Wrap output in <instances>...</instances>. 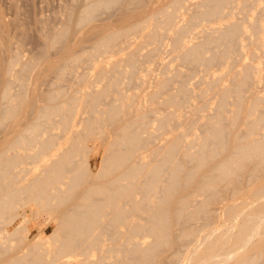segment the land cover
<instances>
[{"label":"bare ground","instance_id":"obj_1","mask_svg":"<svg viewBox=\"0 0 264 264\" xmlns=\"http://www.w3.org/2000/svg\"><path fill=\"white\" fill-rule=\"evenodd\" d=\"M171 1V6L174 4L172 7H175L174 11L178 8L180 9L182 4H185L184 0H170V2ZM212 1L213 2L211 4L208 3L211 1L207 0L204 9H199V12H196L197 15L196 13L193 14V23L202 17L208 18L210 20L211 18L221 17L224 14V5L232 2V0ZM117 2H120V0L94 1V3L87 5L82 13L77 15L78 17L76 16V23L80 22L81 24L82 22H86V20L90 19L91 16L95 14L94 12L100 6L105 5L108 7L109 5L112 6V4L114 5ZM135 5L137 4L135 3ZM184 6L188 5L186 4ZM163 8H158L161 12L157 10L158 14L162 13L165 15L164 19H161L162 21L157 20L159 16H155L157 14L155 11L153 15L151 14V20H146L147 23L149 22L150 25L152 24L151 27H153H148L149 29L151 28L149 31H147L146 28L147 23H144L143 25L141 23L139 25L136 24V22L133 23L132 19L131 22L134 25H131V27L127 28L134 30L139 28L140 31L146 28V35L148 38L150 37L152 40H159L158 37L160 27L174 28L175 26L176 11L165 13V11H163L165 9ZM130 15H132V13H130ZM257 20L258 19L256 18V22L255 24L253 23L252 26L255 27L254 30L256 32L260 33L262 31V23L259 24V20ZM186 26H188V23ZM192 27H194V25L191 26V30ZM243 28L244 27L238 23H230L227 26L226 31L222 33L221 37L219 36L220 39L214 37L219 39L224 44V47L226 44V48L222 47V49H224L223 52L221 50L222 53H219V49L217 50L218 54H221V60L219 61L225 63L228 60L227 57L231 55L229 53L235 52V50L231 52L229 49V44H231L229 42H235L234 39L240 37V35L243 34ZM131 29L130 31L134 32ZM187 29L188 27H178L177 30L175 29L177 33L175 31L176 36L174 37V40L177 42V44L185 47V50L183 49L184 52L181 55L183 60L197 62L200 64L204 58L203 53L206 51L205 49L211 44L213 38L210 35V37H208L207 40L202 43L186 45L182 35ZM124 31H120L121 34L120 32L116 33L118 31L109 34L106 32L105 35H101L102 37L99 38V40L97 39L98 41L96 40L97 46L101 48L107 47L105 49H108L109 46L113 45L111 44L112 42H115L116 40L118 41L117 38L119 34L122 35ZM126 32L128 31L126 30ZM259 33H257L258 37L256 39V47L257 49L263 48L264 50V39L261 37V35H259ZM55 38L57 39V37ZM55 38L53 39L54 42L56 41ZM53 41H51L52 44ZM92 48L94 49V47ZM134 52L131 53L132 55H130L129 58L132 65H134L136 62L133 57L135 56ZM214 53L213 55L217 54ZM211 56L212 55L208 56V58H215L217 55L213 57ZM218 57L219 55L217 56V59ZM133 59L135 61H133ZM222 59H226V61H223ZM214 62H216V60H214ZM252 65L253 64H251V66ZM136 67L137 66L134 65V68ZM252 67L250 68L249 65L247 68L243 67L244 72L246 74L247 72L250 74L249 69H251V72L254 73V71H252ZM20 73L22 72L20 71ZM250 75L251 78H254L252 74ZM237 76L238 75L236 74V77ZM239 77L237 78L242 79V81H234L236 84L233 82V87L229 86V88L228 86H222L223 88L218 105V116L207 120L205 123L203 122L204 119L202 120L205 125L202 123L201 124L204 125V128L206 127V129H204L202 126V129L205 130L204 135H202V133L201 136L198 134V136H196L193 140H183L184 133H174L171 136L166 137L164 144H159V146L153 145L155 148L151 149V152L155 157H153L152 153H149L153 158L151 162V157L147 162L144 161L145 156L143 154V147L147 145V140H150V138L153 136L151 137L152 134H150V137L142 136L140 129L144 127V132L147 130L148 125H146L145 128V124L149 123L148 121L154 114L156 110V104L153 106H151V104L150 107H144L143 105H140L138 101H136V103L138 102L137 104L140 106L134 104L138 106V108H136V106L133 105V107L136 109L135 112L130 113V111H127L131 115L135 113L136 117L121 123L119 120L122 119L124 113L123 108L119 106V102L121 103L120 105H124L121 101L115 103L117 106L114 105V107L113 104H110L112 102H110L108 105H112L111 109H108L109 106L107 108L105 107L107 112L103 111L102 107L100 110L97 109L100 107L99 104H101L99 103V99L105 96L106 92V95H108L114 85L116 87L115 90H119V87L117 86H120V84H118L120 82L117 81V78L116 81L111 80L112 84L110 83V85L114 84L111 86V89L105 86L108 88L109 92L107 89H104V87L101 90L93 89L95 91L93 92V97H91L92 99L86 96H91L92 90L90 94H85L86 97L83 96L82 93L84 92H82V89V93L78 95V92L80 91L78 89L79 91L77 90L71 95L68 93L69 96H65L62 99L61 96L63 94L60 90H53L50 92L48 94L49 96L47 103L43 105L39 104L40 107H38L39 109L37 108L38 111H36L39 112L37 113V118L32 119L31 123L28 122L29 124L26 123L27 125L23 127L20 132H16L14 136L11 137V140L8 143L9 147L6 146L8 149H6L5 146H1L4 148V152L2 151V153H0V232L2 233L0 235V264H71V262H76L78 264H150L156 259L157 256H159L161 247H167L168 249H171L170 252L172 255L170 256V254H167L165 256H161L159 260L160 264H174L182 262V259L184 260L183 249L185 248L184 250H189L192 243L193 246L191 245L192 247L190 248L189 255L187 256V259L185 258L186 260H184L182 264H264V181L260 179V174L264 169V126H262L264 124V114L261 113V115H256L252 120H245L247 122L244 121L245 125H242V128L247 125L245 127L247 130L245 131L244 129V132L242 130V135L237 129L235 130L236 120L239 119V117L237 118V114L240 115V113L234 114L236 117L234 116L235 118L231 122L232 129L229 128L230 126L225 125L228 127L226 128L223 125V120H225L224 105L228 94H230L229 92L232 91V93H235L238 99L237 106L240 107L242 97H244L242 95L243 85H245V87L248 86L247 82L249 80L246 82V84L244 83L246 80L244 78L248 77V74L244 78H242V75ZM8 79L6 80L8 81ZM233 79L235 80V78ZM168 80H166V83ZM219 83L220 82L216 84V87L219 85ZM165 84L163 86H165ZM20 87L22 86L20 85ZM162 89L163 88L161 87L154 89V91H152L149 95L150 98L157 102L156 99H158ZM180 89L181 91L179 90V92H182V95H188L186 92L189 89L187 91L185 90L186 88L183 87ZM87 92L85 91V93ZM119 92L122 93L120 90ZM244 92L243 94H245ZM1 93V101L4 102L6 106L0 107V122L5 120L8 121L7 119H10V121L16 119L18 111L21 109V105H19L18 102H13V99L11 100V94L8 92V89L7 91ZM65 93L67 94V92ZM172 96H168L170 100L169 98L163 99L164 101L169 100L172 105L176 106L183 102L172 99L174 98ZM185 98L187 97L185 96ZM122 99L120 96V100ZM259 100H262L261 97L256 96L253 100L251 99L250 104H247L248 106L244 104L247 108L245 112V114L247 113V116H251L256 113ZM122 101L123 103L126 102L125 99ZM185 101L187 100L185 99ZM169 102L166 104L170 105ZM96 103L98 106H96ZM133 103H135V101L132 102V104ZM204 103L206 104V102ZM33 105L35 106V104ZM126 105L127 104L125 103V106ZM202 108L205 109L203 106ZM83 109L91 110L93 113L96 111V116H92L94 115L92 114L90 115L91 117H86L83 119L84 121L82 120L83 125L85 123V125L82 127L86 129V132H83L82 135H79L77 130H75L77 132H73L72 129L70 130V128L73 126L74 118H77V116L79 117ZM126 109L131 111L133 110L130 108L128 109V107ZM98 110L100 112L102 110L103 112L100 113ZM19 112L21 113V111ZM98 112L101 115L98 114L97 116ZM104 112L108 113V116H106L107 114L103 115ZM174 113V110H171L169 112H165L164 114L158 115L156 118L159 121V127L164 130L169 128L168 125L166 126V124L168 119L173 117L172 115ZM102 115L106 117L105 119L107 120L105 121H119L120 125L116 126V129H118V131L116 130V133L113 131L115 129H112V133L114 134H112L110 131V134L112 135L106 139L107 147L106 152L104 153V159L101 161L102 163L100 162L101 166L96 167L92 162L94 149L87 147V140L90 136H93L94 139H101L102 135L104 136V130L106 128L103 130V133L97 132V130L95 131V128L98 129L103 126L101 125L98 127L101 121L104 122ZM131 115H129V117ZM56 116H60V120H58L62 126H64L66 131L70 130L74 134L77 133L76 136L72 135L73 138H71L72 136L70 134L69 135L71 137H68V133H66L67 137L70 138L67 142L71 145L69 144L70 146L68 145L69 147L68 149L65 148L66 150L64 147V150L61 149L62 147L58 148L62 151H59L56 148L57 145L59 146V144L56 143L58 140H55L57 139V136L55 135L57 133L54 132L55 134H53V130H49V128H51V126L53 127V125L49 124L50 126L48 127L50 135L47 134V138L42 136V133H44L42 132L44 131V126L47 131V123H53V120ZM99 116H102V118ZM226 121L228 122L227 119ZM24 122L23 124H25ZM105 123L104 125L107 126ZM186 123L189 122L187 121ZM12 125L13 124H11V127ZM54 125L57 126L58 124ZM74 127L75 126H73V128ZM139 127L142 128L139 129ZM187 127L189 129L194 126L188 125ZM188 129L187 131H189ZM14 130L16 131V128L12 131ZM146 135L149 136V134ZM105 136L107 137V135ZM150 144L151 143H149V146ZM145 147L147 148V146ZM8 151H11L10 154L6 153ZM179 152L182 154V157L179 156L180 158L178 157ZM180 159L181 161L186 159L187 162L189 161L192 163V166L190 163H187L191 166V168L189 166L190 169L188 168V171L186 167V169H184ZM208 162H211L213 166L211 169L208 168L209 172L207 173L208 169H205V172L202 169H204L203 166ZM197 175L199 176L198 178ZM139 177L142 178L140 179ZM164 178H167L166 180L168 181L167 184L162 187L164 183L162 184L161 182H164ZM244 178H248L254 180V182H257L256 187L250 190V197L252 196L250 199L256 197V202L250 203L254 201V198L250 202L247 200H242L240 202L226 204V219L232 221V225L230 222V226L225 224V227L222 229L212 226L214 212L212 209L208 208V204L210 205V203L217 202L222 197V191H220V186L222 183L220 182H226L228 184H225L226 187L233 186L236 188L235 191H233L237 192L240 190V185L243 184L245 180ZM192 185L196 188L194 187V190L189 189L188 191L191 190L197 192L199 190L200 192L202 191V194L206 196L205 197L203 195L206 198L204 199L206 200L205 202L201 200L206 204L203 205L202 203L200 206H195V209H190L189 207L193 204L191 203L193 200L191 198L193 197L191 191V194L182 193V195L174 197V192L176 193L178 189H181L182 187V189L187 187L189 188ZM161 187L163 193L161 192L162 194H158L161 191ZM222 189L225 190V188H221V190ZM226 189L228 190L229 188ZM138 191L140 194L142 193L141 197H137ZM141 204H144L146 209L144 206L141 207ZM22 205L24 207L31 206L32 212L34 210L36 211V208L32 207V205H39L41 209H37L36 212L47 210L49 211L48 215H54V220L59 222H55L57 224L55 232L57 233L58 237L57 240L54 239L58 244H56L54 241L53 244L55 243L56 245L52 247L51 244H49L51 247H46L44 243L43 246L39 244L42 241L44 242L42 239L41 242L37 240L39 243L33 241L32 244H27L28 248L26 247V249L27 251L30 249L29 252H26L22 247L25 253L21 254L20 252L19 255H16L15 252L19 250H17V247L13 246L9 242L14 241L13 239L18 240V238L20 239L21 237V239L26 238L27 234H25V231H28L27 229L29 227L27 224L24 226L22 225L23 223H19L17 226H15L13 231H10L8 226L14 224L18 217H23L26 215L25 211H23L24 213L22 214L18 211L19 206L21 208ZM206 205L207 207H202ZM141 211L146 212V214L144 213L146 217L143 215L139 216ZM136 213H139V215ZM134 215H137L138 218H135ZM144 219H148V222L146 220V222H142ZM199 219H202V221L200 222ZM192 222H196V225L191 226L190 223ZM230 227L232 229H230ZM21 230L25 232V236L24 234L20 236ZM146 235H152L153 241L146 242L144 240ZM142 239L143 241H141ZM202 246L203 250H205L204 252H202ZM12 250H17L14 252L15 256L13 255V257H11L12 254L10 255L9 253ZM6 254H8L7 257L10 255L11 258H5L4 256H6ZM184 254H186V252ZM65 257L67 258L64 259ZM111 258L112 262L108 261V259Z\"/></svg>","mask_w":264,"mask_h":264},{"label":"rangeland","instance_id":"obj_2","mask_svg":"<svg viewBox=\"0 0 264 264\" xmlns=\"http://www.w3.org/2000/svg\"><path fill=\"white\" fill-rule=\"evenodd\" d=\"M94 1L97 2L99 0H0V83H1L0 93L7 91L8 89V92L11 94L10 95L11 100L13 99L12 100L13 102L15 103L18 102V104L21 105L20 106L21 109H19L21 113L18 111L16 119L11 120V121L10 119H7L8 121L5 120L3 122H0L1 123L0 124L1 125L0 126L1 127L0 128V150H1L0 153H2V151L4 152V148H2L3 146H5V148L8 149L6 146L9 147L8 143L10 142L11 137L14 136L16 132H20L23 129V127H25L27 124L32 122V119L37 118L36 116H37V113L39 112H36V111H38L39 109L38 107H40V105L47 103L48 96H49L48 94L52 92L53 90H57V91L60 90L62 92L63 95L61 96V99L64 98L65 96H69V94L70 95L73 94L78 89L80 90V91L78 90L80 92V93L78 92V95L84 92L82 93L83 96H85V94H88V93L90 94L92 90L91 96L86 95L91 98L93 97L92 95L95 90H101L103 87L104 89H107V90L108 88L111 89V86L114 85V84L110 85V83L112 84L111 80L116 81V78H117V81L120 82L118 84H120L121 86L120 87L118 85L117 87H119V90L122 93H120L119 90L118 91L115 90L116 87L114 85L110 92L108 90L109 92L108 95H106L107 94L106 92L105 96L100 98L103 100L99 99L100 101L99 103L101 104H99L100 107L98 108L96 107L97 109L100 110V108L102 107L103 109L102 108L101 109L107 112L106 108L109 106L108 104L110 102H112L110 104H113V107H114V105L117 106V104L115 103H118L119 101H121L122 104H124L123 105L124 107L120 105L121 104L120 102H119V106L123 108L124 113L122 117L123 121L122 119H120L119 121L122 123V122H126V120L128 121L129 119L136 117L135 113L131 115L127 112V111H130V113L135 112L136 109L133 107L134 104L138 105L137 103L139 102V104L143 105L144 107H150L151 104H152L151 106L156 104L155 105L156 110L154 112L155 115L153 114L154 116L152 115V117L148 121L149 123L145 124V128H146V125H148L147 130H145V132L147 131L148 133L144 132V129H143L144 127L143 128L139 127V129L142 128L140 129L142 136L150 137V134H152L151 137L153 136L152 138H150V140L149 139L147 140L148 143L147 145H145L147 146V148L145 146L143 147V154L145 156V160H144L145 162L150 160V157L152 158V155L153 157H155L154 154L151 152V149L155 148L153 145L159 146V144H162V143L164 144L165 138L171 136L174 133L175 134L184 133L183 140H193L196 136H198V134H200L201 136V133L202 135H204L205 134L204 129H206V127L204 128V125H205L204 123L207 120H210L211 118L213 119L216 116H218V105L220 102L222 88L226 86L233 87L234 84H236L234 81H237V82H239L240 80L242 81V79L237 78L241 75H242V78H244L248 74V77L244 78L246 79L244 82L245 84L249 80L247 82L248 86L246 85L247 87L243 85L242 95L244 97H242L241 106L240 107L237 106L238 99L235 93L234 92L232 93V91H230L229 92L230 94H228L227 96L228 101L226 100L225 105H224V119L225 120H223V125L230 126L229 128H231L232 126L231 122L236 117L234 114L240 113V115L237 114V118L239 117V119L236 120L235 130L237 129L239 133L242 135L245 127L247 126L246 125L244 126V128H242V125H245L244 123L245 120L247 119L252 120L254 116L261 115V113L264 114V107H263L264 106L263 105L264 104V101H263L264 100V50L263 48L257 49L256 39L258 37L257 33L259 32H256L254 30L255 27L252 26L253 23L255 24L256 22L255 19L257 18L259 20V24L262 23V29H261L262 31L260 30L261 32L259 33V35H261V37L264 39V29H263L264 28V14H262L264 13L263 12L264 11V0H244V1L243 0H232V2L229 1L230 3H227L224 5L225 6L223 9L224 14L221 17L211 18V20L208 18L202 17L198 19L199 21L196 20L194 23L192 22L194 19L193 14H195L196 12L198 13L199 9H204V6H206L207 0H184L185 4H182L181 5L182 7L180 9L178 8L179 10L178 9L175 10L176 12L174 11L175 7L174 8L172 7L174 6V4H172L171 6L172 1L170 2V0H140V1L134 0V2L133 0H123V1L120 0V2H117L114 5L112 4V6L114 7H112L111 5H109L111 7L109 6L107 7L105 5L100 6L99 7L100 9L98 8L94 12L95 14L92 15L90 19L86 20L87 24L86 22L84 23L82 22L81 24L80 22L79 23L77 22L78 23L77 24L76 16L80 15V13H82V11L87 7V5L94 3ZM209 1L211 2H208V3L212 4L213 1L212 0H209ZM135 3L137 5H135ZM186 4L188 6H184ZM167 5L169 8L167 7ZM158 8L165 9V10L161 9L165 11V13L175 12V26L174 28L173 27H170V28L160 27V32H159V37H158L159 40H152L150 39V37L149 38L147 37L146 28H147V31H149L153 27H151L152 24L150 25L149 22L148 24L146 20L147 19H149L148 21L151 20L150 17L154 14V11L155 13H157L158 11L161 12L160 9ZM129 12L132 13V15H130ZM157 14L155 16L156 17L159 16V17L158 19L157 18L156 19L162 21L165 15H163L162 13H159L158 15ZM131 19L133 23L136 22V24H139V25L141 23L142 25L144 23L145 24L147 23L148 26L146 25V28H144L141 31L139 28L135 30L131 28H127V27H131V25H134L131 22ZM187 23H188V26H186ZM230 23H238L244 27L243 28L244 30L242 32L243 34H241L240 37H237L236 39H234L235 42L233 43L229 42L232 44V45L229 44V49L231 50V52L234 50L235 52L229 53L231 54L229 55L231 57L228 56L227 61L226 59L225 60L222 59L223 61H226L224 63V62L219 61L221 60V57H220L221 54H218V51L219 53H222L224 50L222 49V47H224L223 46L224 44L219 40L220 39L219 36L221 37L222 33L226 31V28ZM193 25L194 27H192V30H191V26ZM148 27H151V28L149 29ZM178 27L179 28L188 27L186 32L182 35V38L186 42V45H194V44L202 43L206 41L207 38L210 37V35L213 38V41L205 49L206 51H204L203 53V57H204L203 60L201 62L198 61L200 62V64H198L197 62L183 60L181 55L184 52L185 47L177 44V42H175L174 40V37L176 36V33H177L176 30ZM130 29L134 32H131ZM126 30L128 32H126ZM115 31H118L116 33H119L120 31L121 32L124 31L125 33L123 32L122 35H120L121 34L120 32L119 34L120 37L118 36L117 38L118 41L116 40L115 42H112L111 44L113 45L109 46L108 49H105L107 47L101 48L97 46V41L99 40V38L102 37L101 35H105L106 32L107 34L114 33ZM53 37L54 38L57 37L58 40L55 38L56 41L54 42ZM214 37L219 38V39H216ZM51 41H53V44ZM92 47H94V49ZM224 48H226V44ZM240 50L243 52H241ZM133 52L135 55L133 57L136 60L134 64L135 66H137L136 68H134V65H132L131 61L129 60L130 55H132L131 53ZM213 53L214 54L217 53L216 55L217 56L219 55L220 58L218 57L217 59V56L213 55ZM210 55H212L211 57L213 56H216V57L215 58L209 57L210 58L209 59L208 56ZM134 59L133 61H135ZM214 60H216V62H214ZM250 63L253 64L252 66L254 67H252ZM9 64L11 67L9 66ZM248 65L250 66V68L252 67V71H254L253 73L251 72V69H249L250 74L254 76V78L252 77L253 79L251 78V75L247 72V70H246L247 74L244 72L243 67L247 68ZM20 71L22 73H20ZM236 74L238 75L237 77H236ZM215 78L218 82H220L217 87H216V84H218V82L215 80ZM233 78H235V80ZM6 79H8V81ZM166 80H168L167 81L168 84L166 83ZM164 84L166 87L163 86ZM20 85L22 87H20ZM105 86L108 88H106ZM158 87L163 88L162 89L163 91L161 90V93L159 94L160 97L158 96V99H156L157 102H155L150 98L149 95L152 91H154V89ZM181 87L186 88L185 89L186 91L189 89L186 92L188 93V95L187 94L182 95V92H179V90L181 91L180 89ZM81 89H82V92H81ZM63 90H64V93L67 92V94L65 93L66 95L63 93ZM83 90H85L86 92L87 91L89 92L85 93V91ZM243 92L245 94H243ZM1 95L2 93L0 94V97ZM120 96H121V99L123 98L122 100L125 99L126 101L125 103L127 104L126 106H125V103H123V101L120 100ZM168 96L169 97L172 96L174 97L172 99H175L178 101L180 100V102L183 101L181 103L179 102L182 105L180 104H178L177 106L172 105L169 102L170 98ZM185 96L187 98H185ZM256 96L261 97L262 100H259L256 113H254L251 116H247V113L245 114L246 109H247L246 106H248L247 104L248 103L250 104L251 99L253 100L254 97ZM163 98L164 99L169 98V100L168 101L165 100L166 101L165 102ZM185 99L187 101H185ZM134 101L135 103L132 104V102ZM136 101L138 102L136 103ZM168 102L170 103V105L166 104ZM204 102H206L207 105ZM242 103H243V106H242ZM33 104H35V106ZM1 106L4 107L6 105L4 104V102L1 101V98H0V107ZM96 106H98L97 103H96ZM111 106L112 105L109 106L110 108L108 107L109 110L111 109ZM138 106H136V108H138ZM202 106L205 107V109L202 108ZM127 107L128 109L130 108L133 110L132 111L127 110L126 109ZM102 110L101 112L100 111L99 112L102 113L103 112ZM171 110H174L175 113L172 115L173 117H171L167 121L166 126L168 125L169 128L164 130L159 127V124H158L159 121L157 120L156 117L160 114H164L165 112L167 111L169 112ZM99 112L97 113V116ZM106 112H104L105 114L103 113V115L107 114L106 116H108V113ZM95 113L96 111H94L93 113L91 110L83 109L79 117L77 116V118L76 117L74 118L73 126L75 127L73 128L72 126L70 130L72 129L73 132L77 130L79 135L80 134L82 135L83 132H86L85 131L86 129L82 127L85 125V123L83 125V121H84L83 119L86 117H91L90 115L92 114H94L92 116H96ZM127 113L131 115L130 116L131 118L129 117ZM124 114H127V115H124ZM23 115H26L27 117ZM102 116H99V117L102 118ZM105 118L106 117L103 116L104 122L101 121L99 123L100 125L99 126L97 125L98 127L103 125L100 128H98L99 131L97 128H95V131L97 130V132L103 133L105 131L104 136L102 135L101 139H94L93 136H90L87 140V143H88L87 147L90 149L92 148L94 149V154L92 155V162L94 166L96 167H100L102 163L101 161L104 159V155H105L104 153L106 152V147H107L106 139L110 137L112 134L116 133V130L118 131V129H116V126L120 125L119 121H116V122L114 121L110 122L109 120L105 121L107 120ZM58 119L60 120V116H56L54 119L55 121L53 120V123H47L48 125V126L46 125L47 131L44 126V129H43L44 131H42L44 133H42V136L46 137L47 134L50 135V132L48 131V127L50 125H53V127L51 126L49 130L50 131L53 130V134L57 133L55 134L57 136L56 137L57 139L55 140H58L56 141V143H58L59 146L56 144L58 146V147L56 146V148L57 150L62 151L58 148L62 147L61 149H63L64 147V149L65 148L68 149V147L71 145L70 143L67 142L68 139H70L68 137L70 135L76 136L77 133L74 134L70 130L66 131V129L64 128V126H62V124L60 123ZM226 119L228 120V122L226 121ZM202 120L204 123L202 122ZM81 121H82V125H81ZM187 121L189 123H186ZM23 122L25 124H23ZM104 123L107 124V126H105ZM201 123L204 125H202ZM11 124H13L12 127H11ZM54 124L56 125L58 124V125L55 126ZM190 124L194 126V127H191L193 129L191 128L188 129L187 126L188 125L191 126ZM202 126L204 129H202ZM262 126H264V124ZM14 127L16 128V131L15 130L12 131L13 129H15ZM112 129H115L113 130L115 131L114 133H112L113 132ZM187 129L189 131H187ZM246 130L247 129H245V131ZM110 131L112 134H110ZM143 132L145 135L143 134ZM66 133H68V137ZM146 134H149V136H147ZM105 135H107V137ZM5 136L7 139L5 138ZM73 136L71 138H73ZM149 143H151L150 146H149ZM10 152L11 151H8L6 153L10 154ZM149 153H152V155ZM179 156L182 157L181 152H179L178 157ZM152 160L153 158L150 160V162ZM185 161L186 159H184L181 162L183 164L184 169L187 168V171H188V168L190 165L187 163H190V162L186 161L185 163ZM190 164L192 166V163ZM212 166L213 164H211V162L210 163L208 162L206 165L203 166L204 169L202 170L204 171L205 169L207 170L208 168L211 169ZM209 169L207 170V173L209 172ZM198 177L199 176L197 175V178ZM139 178L141 179L142 177H139ZM166 179L167 178H164V182L163 181L161 182L162 184L164 183L162 187L167 184L168 180ZM244 179L245 180L243 184L240 185V190L237 192H234L236 188H234L233 186L226 187V185H228L226 182L224 181H223L224 183L220 182L222 183L220 187L225 188V190L223 189L221 190L220 188V191H222L221 192L222 194L220 193L222 197L217 202L210 203V205L208 204L209 206L208 208L212 209L214 212V218L212 219L213 220L212 226L222 229L225 227V224L226 225L228 224L227 226H230V222H231V225H232V221H229L226 219L227 218V212L225 211L226 204L234 203V202L236 203L242 200H247L248 202H250L254 198H255L254 201L250 203L256 202L257 200L256 197H254L253 199H250L252 197V196L250 197V190L256 187L257 182H254V180H251L248 178H244ZM260 179L264 181V169L262 170L260 174ZM165 180H166V183H165ZM223 184L225 187L223 186ZM162 187H161V191L158 194H160L161 192L163 193ZM194 187L195 186L193 185L189 188L187 187L184 189H182L183 188L182 187L181 188L182 190L181 189L177 190L176 193L178 195L174 192L175 194L174 197L180 196L182 195V193L191 194L192 192L193 197L191 198L193 200L191 203L193 204L192 205L190 204L191 206L189 207L190 209H195V206L196 207L200 206L203 203L201 200H203L204 202L206 201L204 200L206 199L205 198L206 196L202 194L203 193L202 191L200 192L198 190L199 191V192L197 191L198 193L196 191H191V190H194ZM226 188H229V189L227 190ZM189 189H191L190 190L191 192L188 191ZM137 194H138L137 197L142 196L141 195L142 193L140 194L139 191L137 192ZM204 204L206 203H203V205ZM36 206L32 205V207L36 208V211L37 209H41L39 205L37 207ZM142 206L145 207L144 204L143 205L141 204V207ZM23 207H24L23 205L21 206V208L19 206L18 211L21 214L24 213L23 211H25L26 215H24L23 217H18L14 224H12L11 226H8V229L10 231H13L15 226H17L19 223L20 224L23 223L22 225L24 226L27 224L29 228L27 229L28 231H25L26 233L21 230L20 236H22L25 233L27 234L26 238L21 239L22 238L21 237L20 238L21 240L19 238L18 240L13 239L14 241L10 240L11 242L9 243H11L13 246H16L17 250H19V251L15 250L17 252L13 250L11 251L12 253L9 252L10 255L12 254L11 257H13V255L15 256V253L16 255H19L20 252L21 254L25 253L24 249L26 252H29L30 249H28L27 251L26 247L28 248L29 243L32 244L33 241L39 243V241L41 242V239H42L44 240V242L42 241L39 244L43 246V243H44L46 247L47 246L53 247L54 245L58 244L57 241L54 240V239L57 240V237H58L57 233L55 232V228L57 227L56 223L58 221L56 222L54 220L55 218L54 215H50V214L48 215L49 211L47 210L38 211V212L34 210L32 212L31 206H26L24 208ZM202 207H207V205L202 206ZM144 213L146 214L145 211L143 212L141 211L140 215L139 213H136V214H138L139 216L143 215L146 217ZM134 217L138 218L137 215H134ZM145 220L148 222V219H144L142 222H146ZM199 221L201 222L202 219H199ZM190 225L195 226L196 222H192L190 223ZM230 229L232 228L230 227ZM1 234L2 233L0 232V235ZM144 240L146 242L147 241L152 242L153 236L146 235ZM54 241L56 242V244L55 243L53 244ZM141 241H143V239ZM49 244H51V246ZM191 245L193 246V243ZM191 245H190V248L192 247ZM190 248L189 250L186 248L188 252L187 250H184L185 248L183 249L184 256L183 255L182 256L184 260L187 259V256L189 255V252H190ZM201 249H202V252L205 251L203 250V246ZM170 250L171 249H168L167 247H161L159 256H157L156 259L150 264H160L159 260L161 256L163 255L165 256L167 254H170V256L172 255ZM184 251L186 252V254H184L185 253ZM8 254H6V256L4 257L11 258L10 255L9 257H7ZM66 258L67 257H65L64 259ZM64 259H61V260H64ZM184 260L182 259V262H178L174 264H182ZM108 261L112 262V258L108 259ZM71 264H78V263L71 262Z\"/></svg>","mask_w":264,"mask_h":264}]
</instances>
